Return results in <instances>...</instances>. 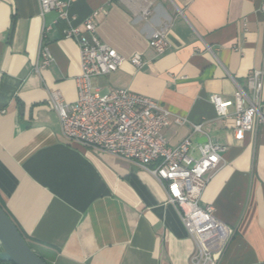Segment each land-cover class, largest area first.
<instances>
[{
	"label": "crops",
	"instance_id": "1",
	"mask_svg": "<svg viewBox=\"0 0 264 264\" xmlns=\"http://www.w3.org/2000/svg\"><path fill=\"white\" fill-rule=\"evenodd\" d=\"M264 0H69L68 18L42 19L38 0H0V203L49 264H190L194 244L165 191L143 168L77 144L61 133L49 93L76 99L77 42L63 36L94 10L95 33L118 53H140L94 78L102 93L127 88L168 113L169 146L185 137L198 157L202 138L218 141V167L198 201L231 229L218 264H264V88L243 139L217 117L212 94L231 99L236 83L264 66ZM143 9L147 13L143 15ZM52 23V60L35 71L40 31ZM165 29L156 55L149 36ZM233 107H228L231 114ZM176 118L182 123L175 121ZM202 132H193L194 124ZM1 264V263H0Z\"/></svg>",
	"mask_w": 264,
	"mask_h": 264
},
{
	"label": "built area",
	"instance_id": "2",
	"mask_svg": "<svg viewBox=\"0 0 264 264\" xmlns=\"http://www.w3.org/2000/svg\"><path fill=\"white\" fill-rule=\"evenodd\" d=\"M39 16L44 19L51 11L56 13L53 23L68 18L69 0H38ZM261 9H264L262 5ZM147 13L143 9V15ZM97 10H94L80 26H67L63 36L77 42L80 74L75 77L76 99L66 102L58 91L49 93V102L57 113L61 133L72 144L112 155L145 169L161 186L183 223L194 244L190 264H218L232 234V229L213 213V207H201L200 196L212 174L218 167L223 146L209 139L198 146L199 155L190 154L192 142L185 137L179 144L169 146L164 129L170 117L154 99L132 92L127 88H114L102 93L93 80L117 70L129 60L141 67L145 60L140 53L129 57L118 53L98 39L96 29ZM52 23H43L35 71L45 68L52 60L47 35ZM148 45L156 55H162L168 46L165 29L155 30ZM246 88L236 83L231 99L212 94L209 97L217 117L233 119V135L243 139L251 131L259 115L264 88V66L252 69L246 76ZM232 106L230 114L228 107ZM176 122L182 123L179 118ZM193 132H202L201 124L192 126Z\"/></svg>",
	"mask_w": 264,
	"mask_h": 264
},
{
	"label": "water",
	"instance_id": "3",
	"mask_svg": "<svg viewBox=\"0 0 264 264\" xmlns=\"http://www.w3.org/2000/svg\"><path fill=\"white\" fill-rule=\"evenodd\" d=\"M207 140L202 138V142ZM0 262L49 264L25 240L15 222L0 205Z\"/></svg>",
	"mask_w": 264,
	"mask_h": 264
},
{
	"label": "trees",
	"instance_id": "4",
	"mask_svg": "<svg viewBox=\"0 0 264 264\" xmlns=\"http://www.w3.org/2000/svg\"><path fill=\"white\" fill-rule=\"evenodd\" d=\"M1 205V203H0ZM1 207L4 209V207L1 205ZM5 210V209H4ZM5 212L7 213V211L5 210ZM8 214V213H7ZM9 215V214H8ZM10 217V216H9ZM18 227V226H17ZM19 229V228H18ZM20 231V229H19ZM21 232V231H20ZM22 236L25 238V240L28 242V240L26 239V237L23 235V233L21 232ZM29 243V242H28ZM30 244V243H29ZM1 264H14L12 262H0Z\"/></svg>",
	"mask_w": 264,
	"mask_h": 264
}]
</instances>
